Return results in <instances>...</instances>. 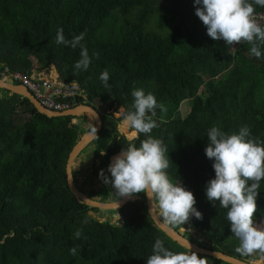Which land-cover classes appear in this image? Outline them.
I'll return each mask as SVG.
<instances>
[{
    "label": "trees",
    "instance_id": "obj_1",
    "mask_svg": "<svg viewBox=\"0 0 264 264\" xmlns=\"http://www.w3.org/2000/svg\"><path fill=\"white\" fill-rule=\"evenodd\" d=\"M254 10L257 23L264 25V7L254 5ZM194 13L193 0H0V68L28 73L36 60L53 66L61 80L81 85L87 105L93 101L103 119L90 143L97 176L113 155L129 143L138 147L149 135L138 133L123 145L118 130L123 115L117 119L114 114L131 108L134 88L151 92L158 107L150 135L167 147L166 171L193 192L202 214L184 224L207 241L181 232V225L171 226L205 249L257 261L264 259V248L239 251L227 209L205 196L215 174L204 149L213 126L227 134L247 126L253 138L264 142V44L260 58L251 55L250 42L235 44L233 51L234 46L208 37ZM60 28L68 40L85 33L86 71L74 69L80 46L56 42ZM105 69L108 87L99 79ZM184 102L189 104L186 116L180 110ZM86 122L87 116L50 118L29 99L0 89V264H146L156 239L173 252L189 251L155 225L143 193L111 211L122 216L120 226L87 215L89 207L70 190L66 170L74 147L90 132ZM258 191L253 220L264 230V180ZM89 196L103 202L122 198L110 185ZM197 255L205 264H227Z\"/></svg>",
    "mask_w": 264,
    "mask_h": 264
},
{
    "label": "clouds",
    "instance_id": "obj_2",
    "mask_svg": "<svg viewBox=\"0 0 264 264\" xmlns=\"http://www.w3.org/2000/svg\"><path fill=\"white\" fill-rule=\"evenodd\" d=\"M254 5L264 7V0H193L194 14L205 26L208 37L231 46L241 41L250 42L251 55L260 58L264 25L257 23ZM84 36L85 33L81 32L68 40L62 28L56 32L58 44L72 48L80 46V59L74 64L75 70L86 71L90 64L88 50L81 44ZM99 79L108 87L106 69L100 73ZM131 95V108L125 112L121 107L118 111L123 114L122 126L133 130L129 140L138 133L149 135L140 141L138 147L129 143L122 148L107 170L99 171L98 178L110 185L120 198L143 193L151 201L149 212L157 207L159 214L174 224H184L190 217L201 219L193 192L181 181L174 182L166 171L170 161L166 155L167 147L161 139L150 135L157 127L153 119L158 107L156 97L136 88ZM207 138L204 152L212 161L215 174L205 185L207 200L214 205L218 202L220 207L227 209L230 231L240 240L239 251L251 253L254 249L264 248V230H259L253 220L260 193L258 189L264 180V142L253 138L247 126L232 134L213 126L208 129ZM76 235L78 237L79 232ZM70 252L75 254L76 248H71ZM146 264H205V258L193 251L173 252L156 239Z\"/></svg>",
    "mask_w": 264,
    "mask_h": 264
},
{
    "label": "water",
    "instance_id": "obj_3",
    "mask_svg": "<svg viewBox=\"0 0 264 264\" xmlns=\"http://www.w3.org/2000/svg\"><path fill=\"white\" fill-rule=\"evenodd\" d=\"M40 66L42 68H44V65H40ZM28 74L31 75L32 70H29ZM0 89L7 91L11 94H17V95H20L24 98L29 99L40 113L45 114L46 116H48L50 118H52V117H67V116H69V117H80V116H86V115L93 116L95 119V122H96L95 129L84 134V135H82L81 140L74 147V149L70 155V158H69V161L67 164V169H66L67 170L68 186H69L70 190L72 191V193L77 198L78 202L81 204L87 205L90 209L95 208V209H99L102 211L103 210H105V211L117 210V209L123 208L129 202L135 201V199H133V196H130V197H122L119 201L111 200V201L103 202V201H101V199L91 198L90 196H88L87 194L82 192V190L75 183V179H74V175H73V165L75 163V160L78 158L81 151L89 143H91L93 140H95L97 138V136L99 135L100 131L103 128L102 115L95 106L86 104V105L78 106L77 108H74V109L67 111V112L56 113V112H52V111L47 110L34 97V95L26 87H24L22 85H16L13 82L7 83V82L3 81L0 77ZM85 140H87L86 143H84ZM119 153L113 155L110 159V162ZM145 203L148 206V214L151 217V219L153 220V222L155 223V225L159 229H161L168 237H170L172 240L177 242L182 247L188 249L189 251H193L199 255L210 256L214 259H218V260H220L224 263H227V264H253L249 260L243 261V260H240V259L235 258L233 256H230L229 254L219 252V251H215V250H208V249H205V248L199 246L198 244H196V243L192 242L191 240L185 238L181 234V232L176 231L171 226V222L168 221L166 218L160 217L157 213V210H156L157 207H153L151 209V211L149 212V210L151 208V201L150 200H148L146 198ZM115 217L117 218L118 215H115ZM121 218H122V216H121ZM204 237L207 238L208 234H205Z\"/></svg>",
    "mask_w": 264,
    "mask_h": 264
},
{
    "label": "rangeland",
    "instance_id": "obj_4",
    "mask_svg": "<svg viewBox=\"0 0 264 264\" xmlns=\"http://www.w3.org/2000/svg\"><path fill=\"white\" fill-rule=\"evenodd\" d=\"M238 46H234L233 47V51L237 50ZM89 100L85 102V104H88ZM91 105L96 106V104L92 101L90 102ZM183 116H186L188 111H189V104L188 102H184L181 105L180 108ZM119 111V110H118ZM126 112V111H125ZM123 114L122 113H115L114 116L119 119ZM82 119H74L73 123H79L81 122ZM83 126L88 130V131H92L95 129L96 127V122L93 116L91 115H87V122L83 124ZM118 130L120 132V134L123 136L121 138V142L123 145H125L126 141H132L133 139L137 138L138 134L136 137H133L132 140H129L128 137L131 135L130 132H132L133 130L127 127L122 126V122L119 124L118 126ZM94 150H95V146L94 144H88L79 154L78 158L75 160V163L73 165V175H74V179H75V183L76 185L82 190V192H84L85 194H87L89 196V194H91L92 190H96V191H100L102 189H105V184L102 182L101 179L98 178V176L95 173V167L94 165V159L92 158V156L94 155ZM99 160H95V165L98 166ZM91 198H97L100 199L99 197H91ZM113 198V197H112ZM109 199L108 201L114 200V201H118L116 199ZM133 199H140L139 196L137 194L133 195ZM157 213L160 217H162L159 214V209L157 208ZM113 210H103V213L100 212H95L92 209H88L86 211L87 215L89 217H91L94 220H101V221H108L109 224L111 225H115V226H120L123 223V220L120 216V214L116 211V212H111ZM113 214H118V217L115 218L113 216ZM172 224V222H171ZM176 225H181V232H184L186 230L190 231L193 235L196 236L197 239H200L202 242H206L207 239H202L200 233L197 232L196 229H194L193 227L187 226L185 224H176ZM259 229V227H258ZM251 263L253 264H264V259H260L257 261H253L251 260Z\"/></svg>",
    "mask_w": 264,
    "mask_h": 264
},
{
    "label": "built area",
    "instance_id": "obj_5",
    "mask_svg": "<svg viewBox=\"0 0 264 264\" xmlns=\"http://www.w3.org/2000/svg\"><path fill=\"white\" fill-rule=\"evenodd\" d=\"M32 74L11 70L7 66L0 68V77L7 83L26 87L47 110L63 113L86 105L88 94L77 82H65L59 75L52 77L31 69Z\"/></svg>",
    "mask_w": 264,
    "mask_h": 264
},
{
    "label": "crops",
    "instance_id": "obj_6",
    "mask_svg": "<svg viewBox=\"0 0 264 264\" xmlns=\"http://www.w3.org/2000/svg\"><path fill=\"white\" fill-rule=\"evenodd\" d=\"M32 69H38L39 73H43V74L47 73L48 75H51L52 77L58 76V73L56 72V69L53 66L42 68L36 60L34 61V65H33ZM80 117H82V116H80ZM92 158H93V156H92Z\"/></svg>",
    "mask_w": 264,
    "mask_h": 264
},
{
    "label": "flooded vegetation",
    "instance_id": "obj_7",
    "mask_svg": "<svg viewBox=\"0 0 264 264\" xmlns=\"http://www.w3.org/2000/svg\"><path fill=\"white\" fill-rule=\"evenodd\" d=\"M93 158H94V155H93ZM120 214V213H119ZM115 215H118V214H113V216L115 217ZM121 216V215H120ZM116 218V217H115Z\"/></svg>",
    "mask_w": 264,
    "mask_h": 264
},
{
    "label": "bare ground",
    "instance_id": "obj_8",
    "mask_svg": "<svg viewBox=\"0 0 264 264\" xmlns=\"http://www.w3.org/2000/svg\"><path fill=\"white\" fill-rule=\"evenodd\" d=\"M86 142H87V140L84 141V143H86ZM156 209H157V208H156Z\"/></svg>",
    "mask_w": 264,
    "mask_h": 264
}]
</instances>
